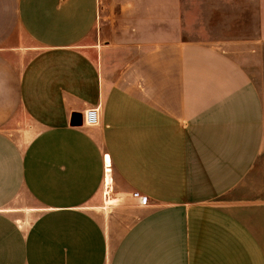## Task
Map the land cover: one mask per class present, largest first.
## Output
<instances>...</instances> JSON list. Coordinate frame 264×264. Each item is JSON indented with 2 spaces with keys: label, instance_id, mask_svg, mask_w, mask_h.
Masks as SVG:
<instances>
[{
  "label": "crops",
  "instance_id": "crops-1",
  "mask_svg": "<svg viewBox=\"0 0 264 264\" xmlns=\"http://www.w3.org/2000/svg\"><path fill=\"white\" fill-rule=\"evenodd\" d=\"M117 5L0 0V264H264V0L240 55Z\"/></svg>",
  "mask_w": 264,
  "mask_h": 264
},
{
  "label": "rangeland",
  "instance_id": "rangeland-1",
  "mask_svg": "<svg viewBox=\"0 0 264 264\" xmlns=\"http://www.w3.org/2000/svg\"><path fill=\"white\" fill-rule=\"evenodd\" d=\"M135 1L139 0H118V15L122 9L121 4ZM151 1L154 6L153 20L158 24L156 33L152 36L157 40L164 39L163 25L168 24V19L176 22L175 19L178 18V24L172 23L167 28L171 30L170 38L179 39L180 33L182 39L209 40L240 55L243 52L239 41L251 35V32L254 33L256 26V0H232L227 4L223 0H178V10H166L164 4L177 0ZM136 13L139 19L143 18L140 11Z\"/></svg>",
  "mask_w": 264,
  "mask_h": 264
},
{
  "label": "built area",
  "instance_id": "built-area-1",
  "mask_svg": "<svg viewBox=\"0 0 264 264\" xmlns=\"http://www.w3.org/2000/svg\"><path fill=\"white\" fill-rule=\"evenodd\" d=\"M83 121L87 126H97L100 124V107L97 108H90L85 112L83 115ZM104 169H105V185L108 183V176L111 172L110 169V162L107 161L104 163ZM137 196V194L135 195Z\"/></svg>",
  "mask_w": 264,
  "mask_h": 264
},
{
  "label": "water",
  "instance_id": "water-1",
  "mask_svg": "<svg viewBox=\"0 0 264 264\" xmlns=\"http://www.w3.org/2000/svg\"><path fill=\"white\" fill-rule=\"evenodd\" d=\"M78 119H75L74 120V123H73V126L76 125V126H82L83 125V118H82V115L81 114H78Z\"/></svg>",
  "mask_w": 264,
  "mask_h": 264
},
{
  "label": "bare ground",
  "instance_id": "bare-ground-1",
  "mask_svg": "<svg viewBox=\"0 0 264 264\" xmlns=\"http://www.w3.org/2000/svg\"><path fill=\"white\" fill-rule=\"evenodd\" d=\"M111 203H114V202H116V201H110Z\"/></svg>",
  "mask_w": 264,
  "mask_h": 264
}]
</instances>
